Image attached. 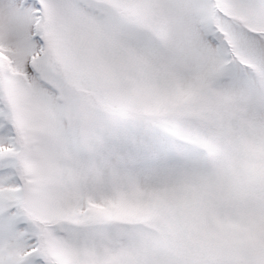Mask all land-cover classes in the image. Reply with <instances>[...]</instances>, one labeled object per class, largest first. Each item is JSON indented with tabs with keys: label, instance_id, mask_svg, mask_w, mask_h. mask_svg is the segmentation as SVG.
<instances>
[{
	"label": "snow or ice",
	"instance_id": "1",
	"mask_svg": "<svg viewBox=\"0 0 264 264\" xmlns=\"http://www.w3.org/2000/svg\"><path fill=\"white\" fill-rule=\"evenodd\" d=\"M0 264H264V0H0Z\"/></svg>",
	"mask_w": 264,
	"mask_h": 264
}]
</instances>
